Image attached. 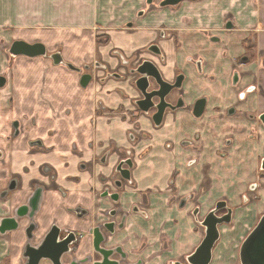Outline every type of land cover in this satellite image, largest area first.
<instances>
[{
	"label": "crops",
	"instance_id": "0c3cea01",
	"mask_svg": "<svg viewBox=\"0 0 264 264\" xmlns=\"http://www.w3.org/2000/svg\"><path fill=\"white\" fill-rule=\"evenodd\" d=\"M157 1L0 0V76L6 78L0 88V218L28 204L38 184L42 195L32 219V244L56 225L80 236L73 246L76 259L94 258L91 229L110 219L118 225L123 214L121 228L113 235L104 232L107 247L120 246L130 262L174 264L200 244L198 220L224 200L235 209L234 221L222 229L213 263L235 264L242 239L264 207L257 213L251 203L255 194L264 199V178H258L264 128L247 117L264 112V0L183 1L166 8L154 6ZM100 26L107 30L99 45L95 39ZM165 27L172 34L159 36ZM206 32L221 41H210ZM16 40L42 43L47 52H60L75 65L91 64L99 56L110 70L120 72L124 68L119 59L110 55L114 50L132 63L138 61L134 56L153 60L167 78L177 72L185 76V102L205 99L204 113L196 119L179 110L168 115L169 124L161 129L141 114L135 120L116 111L94 118L97 103L109 111L118 106L134 109L136 92L128 80L93 81L82 89L78 74L43 56L11 59L9 48ZM151 43L161 49L164 61L147 52ZM197 58L201 68L190 62ZM234 70L239 74L235 83ZM251 85L255 89L240 99L238 93ZM231 107L236 110L229 115ZM26 116L36 119L38 127L15 136L12 123ZM141 132L152 143L146 144L148 137L141 139ZM196 134L198 148L182 144ZM36 140L42 146L34 147L31 142ZM125 151L133 161L130 179L122 181L121 195L114 201L102 191L114 190L111 180ZM105 153L107 159L101 161ZM143 153L147 157L141 159ZM190 158L196 163L188 166ZM12 180L17 188L1 195ZM253 182L259 188L249 193ZM116 206L122 213L113 219ZM18 223L15 230L0 233V264L25 262L29 219ZM39 264L51 263L42 259Z\"/></svg>",
	"mask_w": 264,
	"mask_h": 264
},
{
	"label": "flooded vegetation",
	"instance_id": "af4514ba",
	"mask_svg": "<svg viewBox=\"0 0 264 264\" xmlns=\"http://www.w3.org/2000/svg\"><path fill=\"white\" fill-rule=\"evenodd\" d=\"M153 1L154 0H147L146 4L152 5ZM161 1L162 0H158L157 3L154 6H156L157 8H166V7H176L179 4L178 3L175 6L162 7L160 5ZM191 2H193V1H191ZM126 27L127 28H133V23H128ZM229 29L230 28H226V30H229ZM167 30L168 29H166V27L161 29L159 31V36L165 37L166 35L172 34L173 30L172 31H170V30L167 31ZM205 34H207L208 38L212 42H220L221 41V39L219 37L215 36V35H209L208 32H206ZM113 52H114V54L112 53L110 55L112 57L117 58L118 56L116 54H118L119 51L118 50H114ZM147 52L153 54L156 58L159 59V61H161V62L164 61L162 51L157 46L156 43L149 44V46L147 47ZM54 53H49V56L51 57V55L54 54ZM60 56H61V61L63 63L57 64V65L58 66H62L65 69H68L69 71H71V72L73 71L76 74H78L79 75V86L82 89H87L90 86L91 82H93V81H97V82L103 84L109 79H114L116 81H127L128 80V83L132 86V88L136 92V97L131 99L132 100L131 102H132V105H133L134 109L133 110L123 111L124 112L123 114H126L127 117H129V119H134L135 120L141 114V116L143 115V116L147 117L148 120L153 124V126L156 129H161V127H163V125L169 124V121H167L168 115H174L179 110H188L189 113H191L193 115V117L196 118V119H200L202 117L203 113H204L205 102H204V108H203L201 114L199 116H196L194 114L195 104L200 99H198L193 105H189V104H187L185 102V96H184V94L182 92V85H183V82L185 80V76L181 72H177V73H174V75L171 78H167V73H165L153 60L141 57V58L137 59L138 62L132 63L131 59L123 58L122 60H120V63H121L120 65H121L122 68H124V72H120V71L110 70V67L106 63H103L101 59L99 60V62L96 61L93 65L88 64V63L79 64V65H73L70 62L68 63L67 61H64L65 59H63L61 54H60ZM245 58H247V56ZM190 62L196 63V66L201 68L202 60L200 58H197V59H194V60L190 59ZM67 64L73 66V68L70 69L69 67H67ZM153 70L157 73L158 78L162 82H165L168 85V87H169V89L167 90V93L164 96V102L167 103L168 105L165 107V109H164V111H163V113L161 115L160 122L158 124H156L155 121H154V115L156 113H158L157 106H158V104L160 102V98H159L158 95L155 94V92L157 90L162 89V88L160 87V85L157 82L156 78L153 75L150 74ZM99 73H101V75H99ZM83 75H90V80L87 82V84L85 86L81 85V83H80L81 77ZM179 77H181L180 78V85L176 86L175 83L177 81H179ZM238 79H239V74L236 72V70H234L233 76H232L233 83L238 82ZM143 85H144V88L140 89V87H142ZM164 89H166V88H164ZM254 89H255L254 85L246 87V89L244 91H240L238 93L239 98L240 99H244L245 96L247 94L251 93ZM121 94H124V91H121ZM147 94H149L151 96L149 98L148 97L146 98ZM137 101H141V107L147 106L148 107L147 110H143L142 108H140V106L138 105ZM204 101H205V99H204ZM101 106H102V108L100 109V112H95V117L94 118H98L101 115H104V112H108L109 113L108 109H106L103 105H101ZM235 110H236L235 107H231V108L228 109L227 113L229 115L234 114ZM263 115H264V112L260 113L258 116H255V115H252V114H248L247 117H248V119H251V120H254V121L258 122L264 128V122H263V119H262ZM16 122H17V127H14V125H13L14 122L12 123L13 132H14L15 136H19V134H20V129H19L20 124H19L18 121H16ZM252 132L249 134L251 137L253 136ZM129 133H130L129 134L130 139H133L135 137V135L133 134L134 132L133 131H129ZM143 135H145V133L141 132L140 136L142 137ZM136 137H137V135H136ZM199 140H200V137H199L198 134H196L192 139H184L182 141V144H186V145H188L190 147L198 148L199 145H200V141ZM31 143L33 144L34 147L35 146L36 147L37 146H42L41 141H39V140L32 141ZM166 146L169 147V144H167ZM107 156H108V153H105L104 157L101 158V161H105L107 159ZM132 163H133V161H132V156L130 155V151L129 152L125 151L124 155H122L120 157V159H119V161H118V163H117V165L115 167V171H116V175L117 176H115V178L111 180L113 182V185H114L113 186L114 190H112V188L110 190L109 187H104V189L102 191V195L103 196H108L109 198H111L114 201L118 200L119 195H121L120 191H121V188H122V181H125V180L129 181V179H130V168L132 167ZM194 163H196V159L195 158H190V159H188L186 165L191 166ZM263 172H264V156H262L259 159L258 178H261V179L264 178V173ZM122 174L123 175L127 174L129 179L124 178ZM11 185H13L12 188H10ZM16 188H17V182L15 180H12V181L9 182V185H8L7 189L2 191L1 195H6L10 191H14ZM257 188H259V183L258 182H253L252 184H250L247 192L251 193V192H253V190L255 191ZM114 193L117 195L116 199L112 198V195ZM31 195H32L31 197H33L35 195H42V188L40 187V185L36 184L34 186V189H33L32 193H31ZM189 196H188V198H191V196L190 197ZM244 197L245 198H244L243 201L244 202L248 201L249 197L248 196H244ZM253 199H252V201H253ZM185 201L186 200L183 199L181 201V205H183L185 203ZM39 204H40V201H39V203L36 206L35 212H37ZM234 211H235V209L233 207L228 206L226 201L220 200L214 205L213 208L210 209V211L202 219L198 220L200 226L203 229L202 240L205 238L206 231H207V227L202 224V222L205 221L206 216H208L212 212L213 217H215L216 220H217L216 227H217V232H218V238H217L216 242L213 245V248H212V251H211V258H210V261H209L208 264H214L213 262L215 260V253H214L215 246L222 240V236H223V233H224L222 231V229H224L227 226L232 225V223L234 221V214H235ZM120 213H122L121 212V208L116 206L115 209H113V212L111 213V215L110 214L109 215H110L111 218L115 219L118 214L120 216ZM194 214H197V211H195ZM121 217H122L121 219H123L124 215L122 214ZM110 221H113L115 223L114 220L110 219ZM32 223L34 224V228H35V223L34 222H32ZM115 225L117 227V223H115ZM254 226L249 229V231L247 232V234L245 236H247L250 233V231L254 228ZM66 232H63L61 230V234L62 235H65ZM102 232H103V235L105 237H107L105 235V233H107V232L105 230H102ZM107 234H109V233H107ZM75 236H76V241H77L80 238V236L79 235H75ZM244 239H245V237L242 239V241ZM202 240H201V242H202ZM242 241H241V243H242ZM201 242H200V244H201ZM241 243H240V245H241ZM240 245H239V247H240ZM104 246L107 247L106 244H104ZM192 253L190 255H188L187 257H185L182 261H177L175 263L188 264V258H189V256L192 255ZM126 259H127V257H126ZM236 259L237 260L235 262L237 264H240V262H239V251H238V256H237ZM139 262L142 264V260L139 261Z\"/></svg>",
	"mask_w": 264,
	"mask_h": 264
},
{
	"label": "water",
	"instance_id": "95a60500",
	"mask_svg": "<svg viewBox=\"0 0 264 264\" xmlns=\"http://www.w3.org/2000/svg\"><path fill=\"white\" fill-rule=\"evenodd\" d=\"M182 1H197V0H162L160 5L175 6ZM9 53L14 56L22 55L26 57L44 56L46 54V48L42 43H28L23 40L14 41L10 48ZM53 64L57 65L63 63L61 61L60 54L54 53L51 55ZM70 69L73 66L67 64ZM162 89L155 92L159 96L160 102L157 106L158 113L154 115V121L156 124L160 122L161 115L168 105L164 102V96L169 89L165 82H162L157 73L153 70L151 73ZM179 81L175 83L176 86L180 85ZM90 80V75H83L81 77V85L85 86ZM141 80V79H140ZM6 83V78L0 76V88ZM141 88H144V85ZM166 88V89H164ZM151 95L147 94L146 98ZM140 108L147 110V106L141 107V101H137ZM204 99H200L195 104L194 114L199 116L204 108ZM180 104V103H179ZM264 122V115L262 116ZM14 127H17V122L14 121ZM123 175V174H122ZM124 178L129 179L127 174L123 175ZM13 185L10 186L12 188ZM41 195H35L30 198L28 204L19 206L15 214L11 217L0 218V233H5L11 230H15L20 219H29V224L25 229L27 241L25 243L23 257L25 259L24 264H39L42 259H47L51 264H140L139 261L130 262L126 259L127 255L120 246L105 247L104 244L108 242L107 237L103 235L102 230H105L110 235L115 232L116 225L113 221L102 223L100 226H96L91 229L93 242V257L87 256L83 259H76L73 256L74 245L77 242L76 236L73 232H66L65 235L61 234V229L53 225L45 236L37 243L32 244L34 224L32 219L36 210V206L40 201ZM113 199L117 198L114 193ZM217 220L213 217L212 212L206 216L203 225L207 227L206 236L202 240L201 244L195 249L191 256L188 258V264H208L211 258V251L214 243L218 238V232L216 224ZM123 219L117 228H121ZM239 262L240 264H264V213L257 221L254 228L245 237L239 247ZM181 264V263H175Z\"/></svg>",
	"mask_w": 264,
	"mask_h": 264
},
{
	"label": "rangeland",
	"instance_id": "374dc122",
	"mask_svg": "<svg viewBox=\"0 0 264 264\" xmlns=\"http://www.w3.org/2000/svg\"><path fill=\"white\" fill-rule=\"evenodd\" d=\"M100 9V8H99ZM101 25H104V24H101ZM116 24H114V25H112V27L113 26H115ZM102 27V28H101ZM121 27H125V25H121ZM105 30H107V27H105V26H100V27H98V32H99V35L98 36H100V37H96V39H95V41H96V43L97 44H102V43H104L105 42V35H103L102 33V31H105ZM119 51V50H118ZM112 53L114 54V52L112 51ZM118 57V59H119V62H120V60H122L123 58H126L124 55H123V53L121 52V51H119L118 52V54H116ZM10 57H11V59H13V57H15V56H13V55H10ZM17 57V56H16ZM44 58H47V59H49V60H51L52 61V59H51V57L49 56V52H47L46 51V54L43 56ZM82 56H78V57H76V58H81ZM134 58L135 59H139L137 56H134ZM30 59H32V58H30ZM91 59H93L92 60V63H91V65H93L96 61H98L99 62V60H100V58H99V56H95L94 58L92 57ZM11 61V60H10ZM64 61H66V60H64ZM138 62V61H137ZM12 63V62H11ZM53 63V62H52ZM65 63V62H64ZM73 64V63H72ZM73 65H75V64H73ZM67 71H69L68 69H66ZM71 73H75V72H71ZM98 105H97V108L95 109V112H100V109L102 108V106L99 104V103H97ZM133 106V105H132ZM114 111H116L117 113H118V116L120 117L122 114H123V111H126L125 109H124V107L123 106H118L116 109H114V110H111L110 109V111H109V114H112V112H114ZM28 117V118H27ZM18 122H19V124H20V127H19V129H20V134H22V130H24L25 132H27V131H31V130H34L35 131V129H36V126L38 127V121H36V119H32L30 116H26L25 117V119H23V120H21V119H16ZM23 121V122H22ZM24 121H26L27 123H25L26 124V126L24 125ZM12 126V125H11ZM20 134H19V136H20ZM143 137L146 139V137H148L145 141V143L147 144V143H152L151 141H150V139H149V136L147 135V134H145V135H143L142 137H141V139H143ZM30 140V138L28 139V141ZM153 145V144H152ZM36 147V146H35ZM147 153V152H146ZM146 153H143L142 155H141V159L142 158H146L147 157V154ZM264 173V172H263ZM254 199H253V201L251 202L252 204H253V207H255V210H254V212L255 211H257V213L259 212V211H261V206L264 204V199H262V196H259L258 194H255V196L253 197ZM264 213V207H263V210H262V212H259L258 213V215H257V217H256V219H253V224L255 225L256 224V222L259 220V218L261 217V215ZM254 215V214H253ZM252 218V217H251ZM255 218V217H254ZM240 225V224H239ZM239 225H237L236 224V230L238 231V228H239ZM242 226L243 227H246V225H243L242 224ZM235 229V228H234ZM233 231V230H232ZM246 237V236H245ZM235 264H237V263H235Z\"/></svg>",
	"mask_w": 264,
	"mask_h": 264
}]
</instances>
